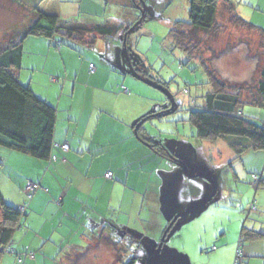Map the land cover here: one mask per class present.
I'll return each mask as SVG.
<instances>
[{"label":"crops","instance_id":"crops-1","mask_svg":"<svg viewBox=\"0 0 264 264\" xmlns=\"http://www.w3.org/2000/svg\"><path fill=\"white\" fill-rule=\"evenodd\" d=\"M58 2L51 14L89 26L102 24L97 18L108 10L106 0ZM0 7L23 18L17 24H1L4 29L34 20L32 7H22L16 0H0ZM221 7L232 23L235 3L218 0L217 8ZM217 21L220 23L218 17ZM24 27L5 33L0 28V41L11 43ZM83 36L87 41L93 38L91 43L74 40L98 51L80 52L74 44L65 46L63 37L30 35L23 41L20 81H26L37 96L56 108L54 142L68 143L69 149L54 147L52 153L57 158L47 161L13 150L7 151L6 158L2 156L4 166L10 161L22 166V188L13 191L17 199L10 201L25 215L10 243L15 252H4L0 264H123L129 249L127 236H122L128 226L122 225V214H130L133 218L129 221L145 222V231L156 237L163 230V214L158 209L162 191L175 182L182 185L181 180L186 179L182 168L175 167L183 163L158 154L139 138L135 128L147 115L140 100L149 103L153 83L127 67L122 48L104 57L102 45L109 42L96 34ZM99 38L104 40L102 45ZM67 50L82 55L80 59L76 56L78 64L67 61ZM91 63L95 64L93 71ZM122 86L130 90L125 92ZM175 107L172 102L171 110ZM107 171L112 172V178L105 176ZM29 182L41 186L32 197L26 190ZM0 191L9 200L1 186ZM26 198L27 209L23 207ZM246 255L250 257L248 251Z\"/></svg>","mask_w":264,"mask_h":264},{"label":"rangeland","instance_id":"rangeland-1","mask_svg":"<svg viewBox=\"0 0 264 264\" xmlns=\"http://www.w3.org/2000/svg\"><path fill=\"white\" fill-rule=\"evenodd\" d=\"M16 1L22 7L47 13H54L59 6L58 0ZM106 1L107 13L98 17V22L122 28L106 46L99 38L102 54L104 57L111 56L114 49L120 51L124 47L127 67L131 71L132 65L144 69L141 75L153 83L149 88L152 98L149 103L144 98L140 100L144 115H152L145 123L146 128L171 156L183 163L175 167H181L186 178L181 180L182 185L175 182L162 191L158 209L163 214V230L156 237L145 231V222L139 219L129 221L133 217L122 214L125 219L122 225H128L123 226L127 232L122 234L127 236L126 246L129 249L126 263L134 259V264H149L150 254L154 253L172 218L189 205L206 199L215 183L217 192L214 197L206 205L180 216L167 232L160 252V264H264V236L253 241L246 240L239 246L243 227L264 232V183L259 188L253 184L254 174L264 177V150L249 149L237 156L224 139H200L196 126L190 120L191 110L201 108L205 103V94L211 90L210 75L203 62L216 70L230 87H243V99L250 100L257 90L255 84L260 78L259 69L264 61V31L239 30L229 21L226 9L217 8L216 16L222 25L220 33L190 32L189 37L198 41L200 46L199 56L191 58L175 43L172 31L177 21L194 22L193 9L197 8V0ZM232 1L238 15L258 26L257 29L264 30V0ZM1 8L0 28L7 21L10 25L23 19L18 12L9 13ZM30 23L28 20L19 26H8L3 28L4 33L7 29L12 32L13 27L17 30ZM126 28L129 31L124 46L121 35ZM67 44H74L73 48L80 52L98 51L76 40L65 39L64 45ZM94 55L96 58L99 56L97 52ZM76 56L82 58L77 52L69 51L67 61L78 64ZM24 84H27L26 81ZM51 93L53 95V90ZM172 102L177 108L174 111L171 110ZM157 110L165 116L157 117ZM242 110L252 121L264 124V107L245 101ZM7 151L10 150L0 145V186L9 199L6 202L14 204L12 202L17 198L13 191L22 188L20 177L23 171L22 166L12 161L4 166L2 156L6 158ZM201 172L209 174L211 179L199 176ZM25 200L23 207L27 209L28 199ZM254 200L256 208L250 209ZM247 251L249 258L245 257Z\"/></svg>","mask_w":264,"mask_h":264},{"label":"trees","instance_id":"trees-1","mask_svg":"<svg viewBox=\"0 0 264 264\" xmlns=\"http://www.w3.org/2000/svg\"><path fill=\"white\" fill-rule=\"evenodd\" d=\"M217 4L218 0H197V8L193 9L194 22L177 21L175 23L172 31L175 43L187 51L191 58L199 56L200 46L198 41H193L189 37L190 32L200 30L207 33H220L222 25L218 23L216 17ZM203 8L207 9L203 10ZM33 13L32 23L21 31H17L11 43L0 41V145L47 161L54 156L52 152L55 143L57 110L48 101L37 96L29 85L20 81L19 71L22 68L24 39L30 35L45 36L50 39L63 37L84 40L86 44H89L93 38L87 41L83 35L96 34L108 43L110 39L117 36L115 34L122 27L107 23L89 26L64 21L57 14L40 9L34 10ZM231 21L241 29L264 31L257 29L258 26L245 21L237 13H233ZM129 28L124 29L123 38ZM129 60L131 61L130 57ZM203 64L210 75L211 90L205 94L203 106L192 109L190 112V120L196 126L197 136L202 140L224 139L237 156H241L249 149L264 150V124L252 121L250 117L244 115L242 110L245 101L264 107V61L259 69L260 78L255 84L257 90L251 95L250 100L243 99V87H230L218 76L216 70L209 67L206 62ZM132 66L135 75L141 76L145 72L140 67ZM176 109L175 107L174 110ZM163 115L165 116V113L159 112L156 116ZM144 126L140 124L137 128L139 138L158 154L177 161V157L171 156L164 149L163 144L151 136ZM254 175L262 176V174ZM24 215V210L7 203L0 191V260L5 248L12 242L14 232ZM262 236L264 234L261 231L243 227L239 246L246 240L253 241ZM237 258L239 262L240 256L238 255ZM123 264H134V259Z\"/></svg>","mask_w":264,"mask_h":264},{"label":"water","instance_id":"water-1","mask_svg":"<svg viewBox=\"0 0 264 264\" xmlns=\"http://www.w3.org/2000/svg\"><path fill=\"white\" fill-rule=\"evenodd\" d=\"M140 22V21H139ZM137 25L134 24L133 27H135ZM133 27L131 28V30L133 29ZM129 31V30H128ZM127 31V32H128ZM126 32L125 36H124V46L126 45V39H127V36H128V33ZM123 50L125 52V48L123 47ZM125 54V53H124ZM134 69V68H133ZM134 71V70H132ZM159 113V112H158ZM161 113V112H160ZM151 116H145L143 117L137 124V127L136 129L138 128V126L140 124H144L146 123V121L150 118ZM144 128L146 129V131H148V129L146 128V126H144ZM184 168L186 169V171H188V169L184 166ZM199 176H206L208 178L211 179V176L207 173H204V172H201L198 174ZM217 192V185L214 183L213 185V191L212 193L204 200H202L201 202H198V203H193L191 205H189V207H187L185 210L177 213L173 218H172V221H170V225L167 229V231L163 234L158 246L156 247L155 251L153 254H150V258H149V264H160V252H161V249H162V246H163V243H164V240H165V237L167 235V232L170 230V228H172V226L174 225V223L177 221V219L184 215V214H187L189 212H191L192 210L196 209V208H199V207H202L204 205H206L215 195V193Z\"/></svg>","mask_w":264,"mask_h":264},{"label":"built area","instance_id":"built-area-1","mask_svg":"<svg viewBox=\"0 0 264 264\" xmlns=\"http://www.w3.org/2000/svg\"><path fill=\"white\" fill-rule=\"evenodd\" d=\"M90 70L93 71L95 70V64L94 63H91L90 64ZM123 90L125 92H128V89L125 87V86H122ZM54 147L56 148H60L64 151H67L69 149V145L68 143H62V144H59V143H54ZM57 157L56 156H53L52 159H56ZM105 176L107 178H112V172L110 171H107ZM261 183H264V177L261 176V175H253V184L256 185V187H259L261 185ZM41 186L39 183H34V182H29L27 184V187H26V190L28 192V195L29 197H32V195L38 190L40 189ZM253 208H256V202L255 200L251 202L250 204V209H253ZM5 252H11V253H14V249L10 246V244L5 248ZM19 258V262H21V258Z\"/></svg>","mask_w":264,"mask_h":264}]
</instances>
